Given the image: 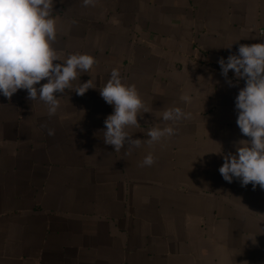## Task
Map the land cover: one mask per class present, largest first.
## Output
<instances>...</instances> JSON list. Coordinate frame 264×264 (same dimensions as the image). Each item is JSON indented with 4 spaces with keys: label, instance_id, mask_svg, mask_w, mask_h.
<instances>
[{
    "label": "crops",
    "instance_id": "0c3cea01",
    "mask_svg": "<svg viewBox=\"0 0 264 264\" xmlns=\"http://www.w3.org/2000/svg\"><path fill=\"white\" fill-rule=\"evenodd\" d=\"M53 15L57 55L96 62L54 115L26 90L0 95V264H264V190L218 172L249 138L235 122L244 82L217 63L264 42V0H54ZM114 68L144 104L128 128L139 148L103 142ZM174 107L190 117L164 120ZM152 127L175 132L149 144Z\"/></svg>",
    "mask_w": 264,
    "mask_h": 264
},
{
    "label": "clouds",
    "instance_id": "9594fccd",
    "mask_svg": "<svg viewBox=\"0 0 264 264\" xmlns=\"http://www.w3.org/2000/svg\"><path fill=\"white\" fill-rule=\"evenodd\" d=\"M53 4L54 0H0V95L10 98L18 90H26L28 99L38 98L48 106L49 115L59 107L56 94L71 88L72 81L88 73L96 62L89 54H70L65 59L57 55L52 47L57 31ZM217 63L230 87L244 82L234 98L235 122L240 133L249 138L237 142L235 153L223 154L218 172L228 183L236 179L242 187L251 184L253 190L257 185L264 190V42L240 44L235 54L220 57ZM230 70L232 78L228 77ZM42 80L46 82L40 83ZM89 89H97L91 78L74 92L83 95ZM99 95L113 109L103 121L104 144L111 145L113 151L139 148L142 140L133 139L128 132L139 124L137 117L146 113L141 111L144 104L135 85L122 82L114 68ZM183 99L185 103L190 100L187 96ZM190 115L174 107L164 112L163 119L175 122ZM174 132L172 127H152L146 133V142H158ZM153 163L149 153L142 166Z\"/></svg>",
    "mask_w": 264,
    "mask_h": 264
}]
</instances>
